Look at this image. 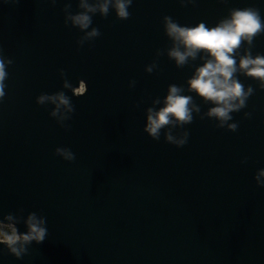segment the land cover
<instances>
[{
	"label": "water",
	"instance_id": "water-1",
	"mask_svg": "<svg viewBox=\"0 0 264 264\" xmlns=\"http://www.w3.org/2000/svg\"><path fill=\"white\" fill-rule=\"evenodd\" d=\"M80 2L0 0V55L12 60L0 103V218L36 211L48 228L22 259L0 253V264H264V187L254 180L264 168V88L238 71L253 94L231 113L235 132L218 127L207 116L214 105L188 87L201 54L178 66L163 28L164 16L214 26L246 6L264 18V0H133L126 20L89 13L86 31L100 36L88 40L70 19L85 11ZM249 47L264 55V34L237 51ZM65 79L85 80L87 93L74 96ZM172 85L199 111L156 141L144 132L147 110ZM60 90L75 108L63 121L36 103ZM165 130L187 131V143L169 144Z\"/></svg>",
	"mask_w": 264,
	"mask_h": 264
},
{
	"label": "clouds",
	"instance_id": "clouds-1",
	"mask_svg": "<svg viewBox=\"0 0 264 264\" xmlns=\"http://www.w3.org/2000/svg\"><path fill=\"white\" fill-rule=\"evenodd\" d=\"M7 2V0H5ZM18 2V0H14ZM55 0H53V3ZM181 3L184 0H180ZM194 2V0H189ZM228 0H219V3H227ZM133 0H101L100 3L92 5L87 0H81L80 7L85 11L71 16L73 26L83 33V39L88 40L100 36L97 28L92 27V17L89 13L99 11L107 16L110 9L120 20H126L130 16L128 9ZM163 28L173 46L168 52L170 58L174 59L178 66L184 65L189 58L195 60L198 54L204 63L195 70L188 80L189 91L210 102L214 106L209 108L207 116L218 121V127L226 126L228 131L235 132L238 123H228L233 120L231 113L238 112L246 106L248 98L253 94L251 87L245 88L235 75L238 71L244 76L259 81L260 87L264 88V55H252L250 47L240 55L238 49L241 45L251 46L254 38L264 34V18L260 9L254 6L243 8H231L227 16L221 18L214 26L207 25L201 21L194 26L181 25L170 16L163 17ZM239 57L237 66L236 60ZM12 60L0 55V103L5 97L8 78L7 68ZM151 71V68L148 69ZM61 75H65L61 70ZM87 82L83 79L78 81V86H73L66 79L63 88L71 90L76 97L85 95ZM183 89L172 85L168 94L164 97L158 110L149 108L147 110L144 132L153 140L159 141L161 130L166 126L170 128H184L192 123L193 110L199 111L192 105L193 97L183 95ZM38 105L48 103L53 107L50 117H58L59 120H67L71 117L68 113H74L71 97L65 91L60 90L52 94L43 93L36 98ZM155 103L160 104L157 100ZM192 105V107H190ZM246 118L251 113H245ZM65 127V131L69 130ZM165 140L176 147L184 146L188 141L189 133L185 131L183 136H174L170 130L164 132ZM55 155L63 160L72 162L74 153L67 147H57ZM246 161H242L245 163ZM258 187H264V168H260L254 175ZM22 211V210H21ZM23 224V231L19 226ZM48 236L46 217L36 211L29 212L25 219L12 213L0 218V253L11 255L17 260L28 254L29 248L41 244Z\"/></svg>",
	"mask_w": 264,
	"mask_h": 264
}]
</instances>
